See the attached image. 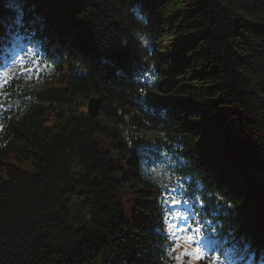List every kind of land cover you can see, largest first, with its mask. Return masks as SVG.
<instances>
[{"label":"trees","instance_id":"1","mask_svg":"<svg viewBox=\"0 0 264 264\" xmlns=\"http://www.w3.org/2000/svg\"><path fill=\"white\" fill-rule=\"evenodd\" d=\"M16 1L68 69L2 137L0 264H163L159 188L132 152L148 124L176 131L203 215L263 256L264 0ZM15 13L0 0V34Z\"/></svg>","mask_w":264,"mask_h":264},{"label":"snow or ice","instance_id":"2","mask_svg":"<svg viewBox=\"0 0 264 264\" xmlns=\"http://www.w3.org/2000/svg\"><path fill=\"white\" fill-rule=\"evenodd\" d=\"M143 39V37H141ZM37 61H33V64H36ZM36 71L35 68L28 69V71ZM2 107V106H0ZM175 201L172 200V203ZM174 230L168 231L169 240L172 242L169 248V252L172 256L183 264L182 258H187L188 264H196L197 261L205 259L204 254L198 246L192 245V240L194 237L185 232V229L182 227H178L177 225L172 226ZM183 234V235H182ZM182 241V243H181ZM189 245H192L189 247ZM179 250V254L177 252ZM211 264V262H210Z\"/></svg>","mask_w":264,"mask_h":264},{"label":"water","instance_id":"3","mask_svg":"<svg viewBox=\"0 0 264 264\" xmlns=\"http://www.w3.org/2000/svg\"><path fill=\"white\" fill-rule=\"evenodd\" d=\"M99 108H100L99 99L89 100V103H88V110H89V113H90L92 116H95V115L98 114V112H99Z\"/></svg>","mask_w":264,"mask_h":264},{"label":"rangeland","instance_id":"4","mask_svg":"<svg viewBox=\"0 0 264 264\" xmlns=\"http://www.w3.org/2000/svg\"><path fill=\"white\" fill-rule=\"evenodd\" d=\"M196 263H197V264H207V263L203 262L202 260L197 261Z\"/></svg>","mask_w":264,"mask_h":264}]
</instances>
